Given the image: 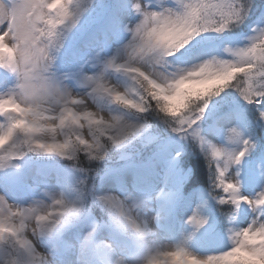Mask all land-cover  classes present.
<instances>
[{
  "label": "clouds",
  "instance_id": "9594fccd",
  "mask_svg": "<svg viewBox=\"0 0 264 264\" xmlns=\"http://www.w3.org/2000/svg\"><path fill=\"white\" fill-rule=\"evenodd\" d=\"M114 4L81 54L105 0H0V264H264V161L245 192L260 143L235 106L264 127V13L252 18L256 0ZM161 132L183 180L155 190ZM186 150L207 187L178 217ZM205 232L221 245L198 251Z\"/></svg>",
  "mask_w": 264,
  "mask_h": 264
},
{
  "label": "rangeland",
  "instance_id": "374dc122",
  "mask_svg": "<svg viewBox=\"0 0 264 264\" xmlns=\"http://www.w3.org/2000/svg\"><path fill=\"white\" fill-rule=\"evenodd\" d=\"M113 3L112 9L108 11L107 17L104 21V23L98 25L95 30L89 26L81 35H78L73 44L72 47L74 49H78L81 54H84L87 52L86 49L83 48V43L85 41H89L92 39L93 34H97L98 29L105 28L108 25L109 22V15L110 13H114L118 11V5L114 4V0H111ZM264 13V7L262 8V11L259 13ZM258 15V16H259ZM239 31V30H238ZM244 31V30H240ZM72 57L68 56L65 58V63H71ZM235 106H239L241 108H247L243 106V104L238 100V98L235 101ZM249 112L244 111V114L246 118H248V122L252 125L255 136L258 138L260 143V149L257 150L256 153L252 155V157L246 161L245 163V186L244 191H252L254 190V187L257 183V175H256V169L259 166V164L264 161V127L258 126L255 123V118L257 116V112L255 109L248 107ZM162 139L157 142V146L153 149L156 151V155L152 159V167L154 169L155 174V190H159L161 187H163L165 184H168L169 186H176L179 183L182 182L183 176L182 174H177L173 169L170 168V159H171V153L176 150L175 143L168 139L166 136H164L163 132H161ZM261 140V142H260ZM145 152L142 159H147L150 155L151 151ZM63 163V162H61ZM56 168V165L54 162H48L44 165L45 172H48L50 170H53ZM34 173L31 170L26 171L23 175L15 178V183L17 186H23L26 184H31L33 181ZM169 177H171V180L169 181ZM11 181H9L5 177H0V189L3 187H6ZM190 184L187 182L183 183V197L181 198L180 204L177 208V216L183 217L187 214L190 204L195 201V195H192L196 190L202 189L203 187L198 188H191ZM103 190L105 191H114L115 188L111 183L105 184L103 186ZM212 214L215 217L216 222V232H220L223 229L224 226V218L219 215V213L216 211L215 206L212 208ZM96 216L99 218L100 213L96 212ZM241 220L243 223H247V219L244 216H241ZM215 233H208L205 232V234L202 235L200 243L197 247L198 251H212L215 248H218L221 245V241L219 239L214 238Z\"/></svg>",
  "mask_w": 264,
  "mask_h": 264
},
{
  "label": "trees",
  "instance_id": "16d2710c",
  "mask_svg": "<svg viewBox=\"0 0 264 264\" xmlns=\"http://www.w3.org/2000/svg\"><path fill=\"white\" fill-rule=\"evenodd\" d=\"M262 4H264V0H256L255 8H254V11L252 13L253 19H255L258 16V13L262 7L261 6ZM240 30L246 31V28H242ZM244 111L249 112L248 107L244 108ZM247 120H248V118H247ZM153 123L155 124L156 121H153ZM157 130L158 131L160 130L159 126H157ZM260 142H261V140H260ZM182 164L184 165L185 168L192 169V171L189 175V178L187 179V181L189 183H192V185L202 183L205 186H207V173H206V170L204 167V162H203L202 157H200L199 155H194L190 151L186 150ZM97 212L99 213V211H97Z\"/></svg>",
  "mask_w": 264,
  "mask_h": 264
}]
</instances>
